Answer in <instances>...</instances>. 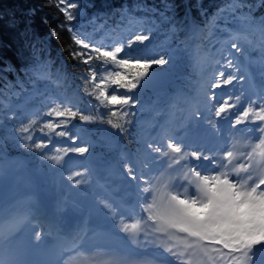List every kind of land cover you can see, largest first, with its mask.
<instances>
[{
	"label": "rangeland",
	"instance_id": "1",
	"mask_svg": "<svg viewBox=\"0 0 264 264\" xmlns=\"http://www.w3.org/2000/svg\"><path fill=\"white\" fill-rule=\"evenodd\" d=\"M204 28L196 27L191 36H184L180 44L170 41L163 47L162 56L144 60L127 54L133 48V41L136 38V34L130 32L133 30L131 28L127 30L125 36L111 39L109 43L105 41V37L110 36V31L104 27H98L97 32L93 34L95 44H92V39H81L77 35V42L81 46H93L99 52L116 60L112 66L105 67L100 75L89 77L91 87L107 103L113 104L115 109L122 105L120 110L126 112L133 111V108L136 110L133 111L135 112L133 116L144 126L142 128L144 145L150 151L149 154L146 152L138 156L123 150L119 145L116 147L115 159L101 166L102 161L91 150L95 142L89 138L94 130L76 126L72 128L77 141L69 138L58 140L45 134H36L33 138L26 139L28 142L34 138L46 141L42 151L49 154L48 162L61 176L56 179L41 171L55 184L54 187L42 184L39 187L41 192L55 201V196L60 195L57 189L61 191L65 202L82 209L83 224L89 220L92 225L111 228L138 244L148 241L162 250L160 256L166 257L169 261L176 260L178 264H263L264 187L261 181L264 180V173L262 178L257 180L253 172V163L254 160L264 159V141L251 140L250 150L241 151L243 157L237 161L235 169L231 168L229 166L231 150L226 141L228 133L223 124L226 115L220 113L232 111L235 117L233 121L243 123L264 120V92L260 97L250 96L246 91H242L241 95L235 93L225 95L222 92L225 88L240 89V84L246 83L242 77V63L250 67L259 86H264V23L251 27L254 38L245 42L250 44L251 51L242 57V60L237 59L236 55L242 52L241 41L245 36L238 38L240 33L230 30L225 38H220L216 43L206 38L216 39L210 34L206 37H203V34L201 36L200 32L203 33ZM192 52L196 53V57L191 60L197 66V70L196 79L190 87L193 92L191 98L192 103H200L203 115H207L203 121H194L195 118L190 120L182 116L184 112L180 110L185 108L188 101L183 95V89L186 88L187 78L190 76L179 68L186 63L182 60V54L186 53L189 56ZM160 58L167 61L165 64L177 66V73L168 76L169 85L163 92L149 91L141 104L133 105L129 98L140 100V96L128 89L116 88L111 78L119 73H126L121 69L123 63L136 67ZM124 76L129 78V74ZM229 77L231 82H227ZM237 79L239 80L236 81ZM174 90L177 93L170 92ZM1 91L2 89L0 93ZM151 98L153 102L150 103ZM4 99L3 94H0V105L5 104ZM144 102L151 108L145 109ZM64 103H53L48 109L44 117L48 120L47 124L53 127L54 124L69 117L66 114L67 107L64 109L61 107ZM162 104L166 108L169 105L173 107L171 113L176 116L170 126L173 133L178 134L181 129L209 127L214 130L220 143L210 149L181 147L170 132H166L163 137L152 139L154 130L162 131L160 125L163 122L157 113V107H161ZM94 107L96 105L91 104L88 109ZM26 113L33 116L29 109ZM39 113L40 111L35 115ZM138 114H141V119ZM152 114L156 117L157 124H154V121L152 125L143 124L146 122L143 119ZM200 115L201 111L195 112L196 117ZM65 128H67L65 125L61 127L62 130ZM104 133L101 131L100 137L107 146L119 144L117 139L113 140L111 135ZM27 140L19 139L21 142L24 141L21 144H25ZM191 155L220 167L219 170L208 168L202 171L199 164H194L193 167L185 164L180 171L182 177L187 174L190 178H196L199 184L197 191L200 193L206 191L210 198L203 199L201 195L188 191L187 187L177 186L166 176L153 171V164L162 156H170L173 161H179ZM85 156L100 181L96 180L88 165H68L70 158ZM33 168L37 166L28 164L29 170ZM23 170L19 168L17 172ZM105 185L111 187L110 189L114 188L119 196H113L108 189L103 190ZM26 191L27 188L21 180L0 173V205ZM124 200L139 204L133 206L134 209H129L132 206L124 209L119 206ZM129 211L136 213L131 214ZM77 252L81 253V250L70 253L73 259L66 255L64 264H76ZM90 264L95 262L92 261Z\"/></svg>",
	"mask_w": 264,
	"mask_h": 264
},
{
	"label": "trees",
	"instance_id": "2",
	"mask_svg": "<svg viewBox=\"0 0 264 264\" xmlns=\"http://www.w3.org/2000/svg\"><path fill=\"white\" fill-rule=\"evenodd\" d=\"M78 5L73 9L76 19L69 22L59 11V0H0V86H13L17 80L28 85V90L15 99L10 108L0 112V160L6 157L23 156L30 164L37 165L55 178H61L58 171L48 162V153L42 151L46 141L34 138L36 134H45L52 138L69 137L75 139L73 132L59 130L63 124L85 125L88 129H97L104 125L116 136L128 151L140 154L145 150L142 133L143 126L134 118L133 112L113 108L99 93L93 90L89 77L100 75L107 66L116 63L111 56L105 55L93 46H81L77 35L95 39L97 25L106 27L112 35L124 32L125 27L135 29L132 55L137 57L151 48H163L168 43H181L185 35L198 26H213V36L221 37L227 30L240 33L239 38L254 37L252 26L264 18V0H71ZM170 5L162 14L165 5ZM34 10V11H33ZM71 23V28L68 24ZM217 26H222L223 29ZM207 36V35H206ZM138 37H145L140 40ZM209 40L210 37H208ZM247 41V40H246ZM94 43V42H93ZM244 51L249 44L241 41ZM49 61L55 67L64 70L70 79L68 96L76 95V103L94 102L103 108L105 115L97 110L79 111L69 105L65 119L47 124L45 114L53 106L44 97L57 92V86L51 81L38 77L41 64ZM178 60V64H179ZM170 66L171 76L177 73V66L170 64L152 65L146 72L160 70ZM124 74L145 73L140 66L122 64ZM176 69V71H175ZM180 71L195 73L191 65H183ZM195 71V70H194ZM124 74L112 77L118 89L138 91L137 83ZM133 81V82H132ZM187 82L188 79H187ZM186 82V83H187ZM172 86V85H171ZM145 96V93L143 94ZM120 104V103H119ZM116 104V105H119ZM39 106L40 113L28 116L25 107ZM62 110V109H60ZM57 133V134H55ZM28 135V136H27ZM98 145L92 146L94 154L103 164L113 160L115 150L104 146L98 131L93 133ZM27 136V137H26ZM27 140L25 144L19 139ZM1 140L3 144L1 143Z\"/></svg>",
	"mask_w": 264,
	"mask_h": 264
},
{
	"label": "bare ground",
	"instance_id": "3",
	"mask_svg": "<svg viewBox=\"0 0 264 264\" xmlns=\"http://www.w3.org/2000/svg\"><path fill=\"white\" fill-rule=\"evenodd\" d=\"M262 23H264V18L257 25ZM213 26L215 25L207 24L206 26H199L200 28L206 27L203 29V33L202 31L200 32L201 36L203 34V37H206V34H212ZM217 27L223 29L222 26ZM193 31L194 29L192 30V33ZM183 38L184 36L180 41H182ZM215 38L216 39L212 40L217 43L220 37ZM244 54L245 53L242 50L241 53L236 55V58L242 60L241 58H244ZM182 55V60L186 62L184 65H191L195 70H193V72L196 74L197 66L191 60V58L196 57V53L192 52L189 56L186 53H183ZM241 67L243 69L242 77L245 78L247 84L242 82L240 84V89L231 90L230 88H225L222 92H224L225 95H232L234 93L241 95L242 91H246L250 96L255 95L260 97L261 93L264 92V86H259L250 67L245 63H242ZM161 70H170V66L162 68ZM192 75L193 73H190L191 77ZM187 79L189 82L186 83V86L187 88H190L194 79H189V77ZM238 80L239 79L236 81ZM20 81L21 80H17L16 82ZM0 94H3V98H5L4 86H2ZM73 97L74 99L77 98L75 94H73ZM190 100L191 98L188 100L185 108L180 109L184 112L185 116L191 117L196 111H201V116H197L194 121H203L207 118V115H203V109L200 107V104L198 102L192 103ZM31 111L32 113L34 112L33 110ZM171 111H173L171 107L165 111V122L160 125L163 126V129L158 134H155L156 138L163 137L166 132L173 133L170 126L173 124L172 121L175 118V115H173ZM220 115H226L223 124L228 133L226 141L231 150L229 166H231V168L234 167L235 169V164L243 157L241 151L250 150L251 140L259 139L261 142L264 141V120H256L255 123H243L241 121H233L235 117L232 115V111L221 112ZM150 121L152 122L153 120L150 119ZM173 135L181 147L190 146V148L195 147L198 149L206 147L207 149H210L220 143L214 130L209 127L181 129L178 134L173 133ZM246 140H250V142L247 143ZM170 158V156L160 157L157 162L153 164V171L166 176L169 181L177 186L182 185L187 187L188 191L201 195L203 199H206L207 197L210 198V194L206 191H202L203 193L197 191L199 184L196 178H190L187 174L182 177L180 171L185 164H188L191 167H193L194 164H199L198 166L202 171L207 170L208 168L219 170L220 167L212 162L197 159V156L195 155H191L188 158L179 161H173V159L171 158V160ZM70 162L73 165H88L92 170L90 162L86 156L83 158H70ZM19 168H23L24 170L22 172H17ZM253 172L256 174L257 180L262 178L264 173V159L254 160ZM0 173L21 180L27 188V191L21 194L19 200L15 203H5L0 205V229H5V226L11 228L17 227L16 232L21 229L17 232L19 233L17 238L12 241L10 240L11 237H0V264H64V258H62L59 263L42 261L39 258V251L44 245V240L48 238V234L46 231L43 232L41 230L42 228L39 229L35 221L32 220L34 217H38L40 222L43 220L47 230L48 228H56L57 230L68 231L70 234L75 235V238H77L76 233L80 234L79 232L81 231L85 233L81 242L90 239V245L92 246L81 247L85 250L87 249V251L84 253L81 252L83 255L77 252L78 258L75 259L76 264H90L92 261L95 262V264H159L157 261L158 258H155L154 254L160 255L162 250L157 246L148 241L138 244V242L131 240L128 236L119 234L111 228L92 225L89 220L87 223L83 224L81 221L83 214L82 209L76 207L75 204H68L65 202L63 193L58 189L57 193H60V195L55 196V201H52L51 197H48L47 194L44 195L39 187L42 184L54 187L55 184H53L47 174L36 169L29 170L28 163L25 159L18 157L0 162ZM94 177L96 180L100 181V178L95 173ZM261 185L264 187V180L261 181ZM104 188L108 189L109 193L113 196H119L114 191V188L110 189L111 187L109 188L108 185H105ZM122 203L124 206H132L129 207V209H134L133 206L135 207L139 204V202H130L126 200L122 201ZM33 251L34 254H32ZM67 257L73 259V256H70V254H68ZM172 262L177 263L176 260H173Z\"/></svg>",
	"mask_w": 264,
	"mask_h": 264
},
{
	"label": "water",
	"instance_id": "4",
	"mask_svg": "<svg viewBox=\"0 0 264 264\" xmlns=\"http://www.w3.org/2000/svg\"><path fill=\"white\" fill-rule=\"evenodd\" d=\"M167 73L168 72L166 70H160L151 71L140 75L137 78V85L139 90L141 92L148 89H152L157 92L162 91L168 83V80L163 79L167 76Z\"/></svg>",
	"mask_w": 264,
	"mask_h": 264
},
{
	"label": "snow or ice",
	"instance_id": "5",
	"mask_svg": "<svg viewBox=\"0 0 264 264\" xmlns=\"http://www.w3.org/2000/svg\"><path fill=\"white\" fill-rule=\"evenodd\" d=\"M59 5H62V7H59V11L63 13L65 19L69 22H72L76 19V16L73 14V9H77L78 5L76 3H72L71 0H59ZM170 5H165L164 9L161 11L163 14L165 10H167ZM34 11V10H33ZM68 27L71 28V23L68 24ZM138 39L143 40L145 37H138ZM167 61L164 58H160L157 60H151L146 63H143L140 65L146 72L150 67H152L153 64L155 65H164ZM227 82H231V77H229V80Z\"/></svg>",
	"mask_w": 264,
	"mask_h": 264
}]
</instances>
